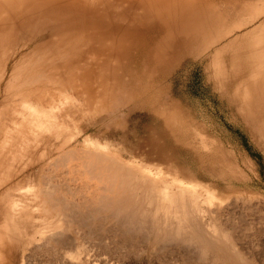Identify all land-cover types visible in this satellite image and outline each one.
Masks as SVG:
<instances>
[{"label": "bare ground", "instance_id": "1", "mask_svg": "<svg viewBox=\"0 0 264 264\" xmlns=\"http://www.w3.org/2000/svg\"><path fill=\"white\" fill-rule=\"evenodd\" d=\"M243 9L240 0H0V45L22 42L23 47L32 44L35 51L56 48L52 59L80 65L72 72L84 82L90 84L98 75L102 97L110 94L111 80L116 81L120 66L135 47L143 49L144 71L154 58L165 61L164 50L170 43L175 48L195 37H205L209 47L217 44L212 57L217 67L218 56L227 53V44L218 42L233 34ZM231 17L235 18L233 26L218 33V24ZM150 30L155 41L147 38ZM254 32L249 31L250 37ZM260 36L254 37L257 48H250L247 55L259 64L252 72L264 74V47L260 45L264 36ZM234 40L236 37L229 43ZM256 100L261 102V96ZM35 103L26 97L25 106L30 104V111L21 110L18 118L14 115L0 141V264H34L33 260L40 258L47 264H102L110 258L111 263L114 257L132 253L133 258L140 257L134 253L142 247L154 252L149 253L155 259L162 252L174 253L176 243L187 245V249L199 248L195 249L200 251L198 259L206 264L256 262L248 258L249 251L247 256L243 253L246 247L241 250L242 246H236L241 240L247 243L249 238L252 243L264 237L259 204L254 206L259 207L257 211L253 203L243 204V211L251 215L248 220L250 215L246 218L245 211L240 210L242 204L239 207L225 200L216 203L213 196L205 198L209 194L201 185L205 199L194 186L195 191H188L185 183L179 181L178 185L171 178L154 176L144 167L134 166L131 159L94 152V148L68 147L75 140L67 135L68 129V137L63 138L61 125L52 120V111L59 105L63 112L70 108L66 100L48 101L45 112L35 108ZM34 150L41 153L34 154ZM6 247L5 259L2 250ZM17 250L27 251L26 255L18 258ZM185 253L180 256L182 264H194L196 257ZM160 256L155 263L162 259ZM180 257L177 254V260L181 261ZM118 258L113 262L119 260L120 264ZM171 259L176 263L174 257Z\"/></svg>", "mask_w": 264, "mask_h": 264}, {"label": "rangeland", "instance_id": "2", "mask_svg": "<svg viewBox=\"0 0 264 264\" xmlns=\"http://www.w3.org/2000/svg\"><path fill=\"white\" fill-rule=\"evenodd\" d=\"M240 1L244 9L237 16L235 31L218 42L222 46L227 44L224 48L227 53L223 52L218 56L217 67L212 60L217 44L209 47L205 37H195L175 48L170 43V47L164 50L165 61L154 58L145 65L144 71L141 67L143 49L135 47L120 66L115 76L116 81L111 80L113 88L110 94L106 93L102 97H99L102 88L98 83V75L92 78L90 84L89 81L84 82L79 74L72 72L74 67L80 65L74 62L60 63V60L52 59L56 48L35 51L32 50V44L24 47L22 44L25 43L22 42L1 44L0 141L6 136V126L11 124L14 115L18 118L21 110L30 111L32 106H25L26 97L33 98L37 102L35 108L43 112L48 109V101L52 103L64 99L70 108L63 112L59 105V108L52 111L55 115L52 120L58 126L61 125L60 131L64 134L62 137L72 135L75 140L68 147L91 151L94 148V152L116 154L114 157L119 155L126 161L131 159L129 162L134 163V166H142L154 176H165V179L171 178L174 183H185L182 185L186 188L188 185V191L201 192L199 194L203 199L213 196L216 203L227 201L225 203H235L239 207L242 204V211L245 208L243 204L249 206L253 203V207L259 204L264 214V74L252 72L254 67L259 68V64L250 61L248 57V52L257 48L258 43L254 37L261 35L263 39L264 36V0ZM251 7H257L253 8L256 11ZM234 20L231 17L218 24L217 32L228 31ZM253 29L254 37L251 35V38L249 31L252 32ZM256 31L262 32L259 34ZM148 33L147 38L155 41L152 31ZM235 37L236 40L229 43ZM263 41L264 39L260 45L264 47ZM233 67L234 71H231ZM250 77H255V81ZM259 96L262 98L261 102L256 100ZM248 100L251 103H246ZM160 114L168 119L164 121ZM66 132L69 134L67 137ZM38 152L41 153L37 150L33 153ZM199 185L206 188L204 190L208 191V196L203 194L205 192ZM216 193L220 196L217 197ZM254 208L259 210V207ZM244 211V217H249L250 214ZM247 219H251V215ZM261 236L260 239L257 238L258 241L263 240ZM255 240L252 243L249 238L247 243L244 240L238 241L239 247H236L242 246L241 250L246 247L243 251L246 256L248 251L250 254L255 251L254 254L257 255L249 254L248 258L256 261L253 264H264V240L261 244H257ZM254 242L258 248H253ZM179 244L176 243L175 246V252L179 253L172 252L176 257L172 253L167 255L162 252L160 256L155 252L158 257L154 259L151 255L154 252L142 247L146 251L139 248L137 251L140 250L141 253H134L140 256H136L140 261L133 258V253L130 256L133 255L131 259L136 262L133 259L129 261L134 262L132 264H182L181 254L188 253L187 250L191 249L192 253L195 252L194 255L185 254L196 257L193 258L194 264H206L199 261L200 249L195 245L194 248L189 244L192 248L187 249V245ZM193 248L198 250L194 251ZM175 249L173 246V251ZM181 250L183 253H180ZM17 251L18 258L27 252ZM6 254L7 247L2 250L5 259ZM165 254L169 259H165ZM177 254L181 261L177 260ZM143 255L147 258H143ZM171 255L179 262L175 263ZM130 256L119 257L121 263L126 259L128 264ZM159 256L169 262H162L161 259L155 263ZM117 258H112L109 263L110 258L106 263L118 264L119 260L113 262ZM33 263L47 264L44 258L33 260Z\"/></svg>", "mask_w": 264, "mask_h": 264}]
</instances>
